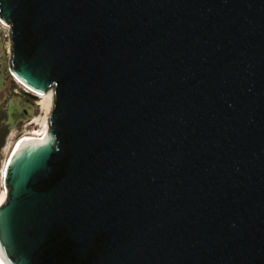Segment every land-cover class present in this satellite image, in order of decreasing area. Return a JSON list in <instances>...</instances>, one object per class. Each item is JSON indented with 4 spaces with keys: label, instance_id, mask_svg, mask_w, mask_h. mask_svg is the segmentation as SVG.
Listing matches in <instances>:
<instances>
[{
    "label": "water",
    "instance_id": "1",
    "mask_svg": "<svg viewBox=\"0 0 264 264\" xmlns=\"http://www.w3.org/2000/svg\"><path fill=\"white\" fill-rule=\"evenodd\" d=\"M12 77L54 91L3 172L0 264H264V0H0Z\"/></svg>",
    "mask_w": 264,
    "mask_h": 264
},
{
    "label": "rangeland",
    "instance_id": "2",
    "mask_svg": "<svg viewBox=\"0 0 264 264\" xmlns=\"http://www.w3.org/2000/svg\"><path fill=\"white\" fill-rule=\"evenodd\" d=\"M0 22V113L9 110V133L0 151V197L5 191L4 168L19 142L40 136L47 130V120L53 109L54 91L50 88L44 97L38 96L16 81L9 70V28ZM15 80V81H14ZM17 143V144H16Z\"/></svg>",
    "mask_w": 264,
    "mask_h": 264
},
{
    "label": "trees",
    "instance_id": "3",
    "mask_svg": "<svg viewBox=\"0 0 264 264\" xmlns=\"http://www.w3.org/2000/svg\"><path fill=\"white\" fill-rule=\"evenodd\" d=\"M0 81L1 83L4 82L3 79H0ZM9 113H10L9 110H6L5 108H3L2 112L0 113V151L4 146L5 139L9 133V124H10Z\"/></svg>",
    "mask_w": 264,
    "mask_h": 264
},
{
    "label": "bare ground",
    "instance_id": "4",
    "mask_svg": "<svg viewBox=\"0 0 264 264\" xmlns=\"http://www.w3.org/2000/svg\"><path fill=\"white\" fill-rule=\"evenodd\" d=\"M2 23V22H1ZM2 26H4L5 27V25L2 23L1 24ZM7 26V25H6ZM16 81H18V80H16ZM19 82V81H18ZM20 83V82H19ZM25 87V86H24ZM28 89V88H27ZM31 92H33L34 94H36V95H38V96H41V97H44L45 95V93H43V94H40V93H37V92H34V91H32V90H30ZM46 132V131H45ZM44 132V133H45ZM44 133L43 134H41L40 136H36V137H30V138H26V139H24V140H22L21 142H19L18 144H17V146L15 147V149L13 150V157L17 154V152L22 148V147H24V146H26V145H29V144H33V143H37V142H40V141H42V137H43V135H44ZM5 198H6V193H5V191H4V193H2V195H1V197H0V205L4 202V200H5Z\"/></svg>",
    "mask_w": 264,
    "mask_h": 264
}]
</instances>
